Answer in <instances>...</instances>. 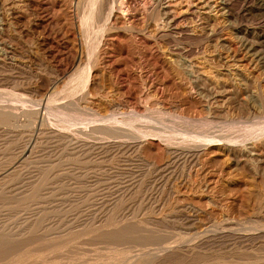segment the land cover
<instances>
[{"label":"rangeland","instance_id":"374dc122","mask_svg":"<svg viewBox=\"0 0 264 264\" xmlns=\"http://www.w3.org/2000/svg\"><path fill=\"white\" fill-rule=\"evenodd\" d=\"M7 105L0 264H264V0H0Z\"/></svg>","mask_w":264,"mask_h":264},{"label":"bare ground","instance_id":"6f19581e","mask_svg":"<svg viewBox=\"0 0 264 264\" xmlns=\"http://www.w3.org/2000/svg\"><path fill=\"white\" fill-rule=\"evenodd\" d=\"M84 1V0H83ZM87 1H89V0H87ZM81 2V1H80ZM85 3V2H84ZM81 4H82V2H81ZM87 4V3H86ZM96 4V3H95ZM92 6V5H91ZM85 7V6H84ZM83 8V7H82ZM90 9V8H89ZM91 9H92V7H91ZM83 11V10H82ZM92 11V10H91ZM88 18H89V16H87ZM93 17V16H92ZM88 20V19H87ZM99 21V20H98ZM95 42H99L98 40L97 41H95ZM8 102V101H7ZM76 103V102H75ZM75 103H74V105H75ZM6 104V103H5ZM3 106H6V105H4V104H2ZM12 105V104H11ZM73 104L71 103V107H73L72 106ZM69 106V107H70ZM7 107H8V105H7ZM0 107V124H4V125H7V126H13V119L15 118L14 116H19V115H17V113H18V111L20 110H16L13 106L12 107ZM28 112V111H27ZM26 112V113H27ZM29 115L30 114H32V119H33V116H34V113H31V111L29 110ZM34 112V111H33ZM21 113H24L23 111L21 112ZM21 113H20V115H21ZM36 113V112H35ZM19 114V113H18ZM27 115H28V113H27ZM26 115V116H27ZM29 115L27 116V117H29ZM35 115H37V114H35ZM25 116V117H26ZM35 117V119H36V116H34ZM16 119V118H15ZM29 119H31V117H29ZM30 121V120H29ZM35 120H33L32 122H34ZM103 123V122H102ZM102 123H100V125L102 124ZM16 124V123H15ZM15 124H14V126H15ZM113 123H111V125H112ZM103 125V124H102ZM110 125V126H111ZM106 125L104 124V126L103 127H105ZM94 127H96V126H94ZM99 127V126H98ZM11 128V127H10ZM92 128V127H91ZM100 128V127H99ZM106 128H108V127H106ZM106 128L105 129H103L102 128V126H101V128L100 129H95L94 130V133H96L95 131H99V134L102 132V133H106V132H109V131H106ZM115 128H116V126H115ZM114 129V128H113ZM112 128H111V131L113 130ZM91 130V129H90ZM93 131V130H92ZM91 131V132H92ZM113 131H117V129L116 130H113ZM112 131V132H113ZM79 132V131H78ZM108 133V136L110 137V135H112V137L114 136V133L115 132H113V133ZM118 132V131H117ZM84 133V132H83ZM93 133V132H92ZM84 134H86V133H84ZM87 134H89L88 132H87ZM91 134V133H90ZM98 134V133H97ZM106 135V134H105ZM115 135H116V133H115ZM124 138V137H123ZM32 148V147H31ZM31 150V149H30ZM29 153V146L27 145L26 147H25V149L23 150V152L21 153V155L18 157V159H17V161L15 162V164L12 166V167H10L9 169H7L6 170V174H5V176L4 177H2V178H0V184L4 181V180H6V178L8 177V176H10V175H12V174H14L22 165H25V162H24V160H25V158L24 157H26L27 156V154ZM17 173V172H16ZM44 179V178H43ZM42 179V182H41V184L39 185V188L36 186V187H32V189L31 190H33L32 192H30V193H28V194H26L25 196H24V198H26L25 199V205H26V203H27V201L29 200L30 201V203L31 202H37V201H39L42 197H41V194L39 193V190H41L42 188H44L47 184H48V178L46 179H44L43 180ZM42 188H41V187ZM26 189V188H25ZM3 195H4V193H3ZM0 197H1V194H0ZM2 198V197H1ZM0 198V199H1ZM4 198V197H3ZM19 200V199H18ZM44 200V199H43ZM3 201H6V199L4 198V200L3 199H1V203H3ZM8 201V200H7ZM11 202V201H10ZM9 201H8V203H10ZM22 202L24 203V201H21V203L20 204H22ZM45 202V201H44ZM17 203V202H16ZM38 203V202H37ZM36 203V204H37ZM40 203V202H39ZM41 204H42V202H41ZM40 204V205H41ZM32 205V204H31ZM38 205V204H37ZM15 206H17V205H15ZM19 207H20V205H19ZM21 208H23V206L21 207ZM46 212V211H45ZM38 223V222H37ZM2 232H4V231H0V253H3V252H7L9 249H10V244L8 243V242H4L5 240H3L4 238L6 239V237H9V238H7V239H10L9 241H11V238H10V236H11V234H8V232H4V233H2ZM37 232V231H36ZM35 233V232H34ZM6 234H8V235H10V236H8V235H6ZM6 236V237H5ZM13 239H15V238H13ZM13 239H12V241L11 242H13ZM8 241V240H7ZM16 241V240H15ZM14 241V242H15ZM10 242V243H11ZM16 243V242H15ZM2 255V254H1ZM3 256V255H2ZM203 260V259H202ZM182 262V261H181ZM205 262V261H204Z\"/></svg>","mask_w":264,"mask_h":264}]
</instances>
